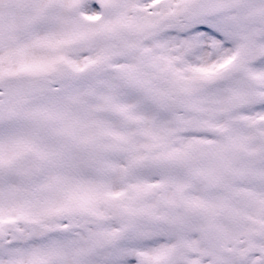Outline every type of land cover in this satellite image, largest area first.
Masks as SVG:
<instances>
[{
	"label": "snow or ice",
	"instance_id": "obj_1",
	"mask_svg": "<svg viewBox=\"0 0 264 264\" xmlns=\"http://www.w3.org/2000/svg\"><path fill=\"white\" fill-rule=\"evenodd\" d=\"M0 264H264V0H0Z\"/></svg>",
	"mask_w": 264,
	"mask_h": 264
}]
</instances>
